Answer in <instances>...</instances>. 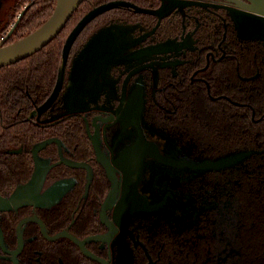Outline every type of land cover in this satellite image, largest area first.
Wrapping results in <instances>:
<instances>
[{
  "label": "flooded vegetation",
  "instance_id": "obj_1",
  "mask_svg": "<svg viewBox=\"0 0 264 264\" xmlns=\"http://www.w3.org/2000/svg\"><path fill=\"white\" fill-rule=\"evenodd\" d=\"M146 4L103 17L82 47L71 46L57 92L25 119L40 136L10 147L12 131H2L0 264H244L242 203L224 177L244 161L211 170L185 163L260 152L241 149L239 111L256 114L252 99L237 98L238 88L264 82V41L245 38L234 19L249 18L251 1ZM96 35L119 45L110 73L85 64L75 77ZM68 99L87 106L75 110Z\"/></svg>",
  "mask_w": 264,
  "mask_h": 264
},
{
  "label": "trees",
  "instance_id": "obj_2",
  "mask_svg": "<svg viewBox=\"0 0 264 264\" xmlns=\"http://www.w3.org/2000/svg\"><path fill=\"white\" fill-rule=\"evenodd\" d=\"M117 1H123L125 4L106 10L89 22L72 43L71 52L83 46L103 17L109 20L117 15L125 16L120 14H126L132 8L140 10L139 6H146L150 0H85L74 11L73 17L59 36L44 49L14 65L0 67V147L6 140L2 133L4 130L12 131V135L6 141L10 147H16L26 140L29 142L40 136L39 129L25 119L36 107L35 104H43L55 91L64 61L67 38L88 12ZM15 2L8 18L0 24V38L8 36L7 33L16 20V14L20 10H24V14L4 45L14 43L43 25L51 17L57 4L56 0ZM124 18L128 19V16ZM251 84V87H240L237 90V98L252 99L249 101L250 107L254 108L256 114L254 121H251L250 109L239 111L240 146L241 149L257 148L260 152L243 160L239 169H227L224 177L225 180L233 181L235 194L242 203L240 218L244 264H264V82L254 80ZM1 158L3 156L0 153Z\"/></svg>",
  "mask_w": 264,
  "mask_h": 264
},
{
  "label": "water",
  "instance_id": "obj_3",
  "mask_svg": "<svg viewBox=\"0 0 264 264\" xmlns=\"http://www.w3.org/2000/svg\"><path fill=\"white\" fill-rule=\"evenodd\" d=\"M57 4L50 15L51 17L47 19L43 25L39 28L34 30L33 32L29 33V35L14 41V43L4 45L5 41L13 34V30L18 22L14 24L12 29L9 31L10 33L8 36L0 41V67H6L10 65H14L16 62H19L23 59H26L33 55L34 53L44 49L46 45L52 42L59 34L61 30L65 27L68 21L73 17L74 11L85 1V0H56ZM177 1V0H176ZM251 1L250 7H247V10L252 11L253 13L248 14L249 17L255 18L257 17L258 20L263 22L264 24V0H249ZM178 3H182V1H178ZM185 3V2H183ZM125 4L123 1H117L114 3L104 4L99 8H96L90 11L85 18H83L73 29V32L69 36L66 46H65V53H64V60L74 42V39L83 31L82 29L90 22L93 18L97 17L102 12L116 8L119 5ZM186 4V3H185ZM253 4V5H252ZM178 6V5H176ZM175 6V7H176ZM20 17V16H19ZM256 19V18H255ZM264 40V38H263ZM148 52H153L152 50H148ZM140 53L138 55H148L149 53ZM156 53L158 51H155ZM66 66V60L64 61L63 67L61 69L60 75V82L62 83L64 80V68ZM81 67V65H80ZM138 92L140 88H137ZM57 91H55L56 93ZM54 93V94H55ZM73 94V93H72ZM54 96V95H53ZM71 97V95H69ZM136 99H139L137 102ZM66 102H69L71 108L75 110H84L87 106L86 100H76L75 102L70 101L68 99ZM132 105L135 106L136 103L140 104V111L138 119H135L137 122V126L141 128V113L143 111V96H135L132 98ZM134 121V122H135ZM144 135L139 134V139H142ZM48 143V141H47ZM44 143L43 145L47 144ZM142 142L139 144L141 145ZM250 155L249 152H240V154H235L231 156H226L223 159L217 161H204L201 163H185L186 165L190 166L194 170H211V169H225V167L234 166L241 161L245 160ZM42 177L41 170L35 174V181H40ZM43 179V178H42ZM19 195V194H18Z\"/></svg>",
  "mask_w": 264,
  "mask_h": 264
},
{
  "label": "rangeland",
  "instance_id": "obj_4",
  "mask_svg": "<svg viewBox=\"0 0 264 264\" xmlns=\"http://www.w3.org/2000/svg\"><path fill=\"white\" fill-rule=\"evenodd\" d=\"M15 0H0V23L2 20L6 19V14L10 10V8L13 6ZM167 7H164L163 10H166ZM236 25L238 26L239 32L246 36L247 39H259L263 40L264 36L261 35L262 31H258V23L257 21H254L256 19L251 17H246L243 15H236L235 16ZM131 28V26H130ZM264 41V40H263ZM117 41L114 39V37L110 38V35H108L106 38L101 37L99 35L94 36L89 42H88V48H86L80 55L78 56L77 62L75 66H77V71L75 72V77L77 76L79 70L85 66V64H94L91 68L92 71L98 72L97 76H101L102 72L106 71L107 74L110 73V67H111V61L116 58V53H114L115 48L118 46H114ZM97 59V62H96ZM109 60L108 62L99 63V60ZM114 63V62H113ZM81 65V67H80ZM87 70V68H86ZM75 77L72 78L71 82H74ZM92 77V73H87L86 81H88ZM66 104V103H65ZM67 105V104H66Z\"/></svg>",
  "mask_w": 264,
  "mask_h": 264
}]
</instances>
